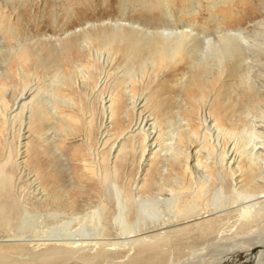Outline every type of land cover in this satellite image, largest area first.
<instances>
[{"label":"rangeland","instance_id":"obj_1","mask_svg":"<svg viewBox=\"0 0 264 264\" xmlns=\"http://www.w3.org/2000/svg\"><path fill=\"white\" fill-rule=\"evenodd\" d=\"M45 1H48L46 6L52 9L53 0ZM99 1L95 0L91 6ZM180 1L186 0H175L177 6L173 7L174 11L179 12L183 9L179 7ZM197 1L201 4V14L206 15V0ZM234 1V11L229 14L222 5L215 8V13L219 16L223 27L220 36L229 31H245L252 48L251 52H246L251 66L245 69L239 65L234 70L235 63L226 62L221 71V79H216L214 73L198 78L195 83L189 79V65L186 64L182 68V65L175 66L167 59H161L155 64V74H150L139 84L135 83L131 74L133 70L128 65L135 63L136 60H127L125 56H128L129 51L121 47L115 48L113 41H109L106 45L108 51L114 52L117 58L107 60L109 68L103 81L100 83L95 77H91L89 81L83 82L80 72L86 70L93 73L100 69L99 65L93 64L95 58L92 59L91 54L83 50L80 54L76 51V55L66 49L57 52L61 50L59 44L64 34L86 28L85 22L92 25L106 24L114 20L110 17H115L119 13L129 15L144 13L145 6H148L145 4L146 0H121L120 4L116 5L118 11L113 10L111 15H108V12H99L98 9L91 10L88 6L82 9L74 8L73 15L67 14L65 20L60 19L56 24L51 21L54 14L51 15L50 10L44 8L40 14L45 21L39 23L38 20L37 25L35 24L36 27H40L39 33L32 26L34 22L19 27L18 23H13L12 20L9 31L4 32H1L0 25V105L2 106L0 111H8L12 101L27 82L35 89L34 97L30 100L29 120L26 119V110L19 112L10 120H4L5 118L0 114V187L8 188L7 193L0 195L1 224H5L6 218H10L6 216L9 208L7 205H10V202H13L18 210L21 208L19 203L14 201L16 194L22 200V206L37 217L36 219L42 217L43 220H46V215L49 213L66 215L75 202L81 203L79 210L86 209V211L94 205L103 203L114 206L108 193L103 192L100 184L91 181L86 174L89 169L97 165L118 171L117 184L122 189V199L124 194L125 205L132 204L130 197L136 186L139 195L155 204L157 214L164 213L165 204L162 201L168 196V184L173 185L171 179L178 177L182 179L180 182L186 180L188 184L193 183L184 169L187 165L192 167L194 162L189 159L186 165V157L196 159L202 168L192 167L195 173H200L197 177L206 174L211 181L214 180L219 168L216 164H208L205 158L208 156L207 158L210 157L212 163H215L205 150V147H211V142L208 135L200 128L201 112L204 111L208 116L214 117L221 122L220 124H225V120L234 122L233 125L228 123L222 125L226 128L235 130L241 128L242 125L237 122L241 116L239 112L244 109L240 106L243 100L241 92L248 87L249 78L256 87L249 98L251 101L248 107L251 112L249 118L251 120L255 118L254 126L259 133L264 134V119L259 117V113L264 109V46L260 48L258 42L254 41L256 38L264 39V0ZM102 10L101 7L100 11ZM17 11L21 13L23 9L18 8ZM184 21H187V18H184ZM191 22L190 19L188 25H191ZM198 25L200 30L206 29L210 34L218 35L214 33L215 27L206 17L201 19ZM42 43L53 46L52 48L59 55L55 60L46 57L49 63L44 67L39 65L38 61L32 60L33 54L39 52ZM239 58L243 59V53ZM18 60H25L26 71L33 75L19 78L13 62ZM58 68L63 70H60L62 73ZM57 71L60 74H56ZM174 71L178 74L171 76L167 74ZM8 73L11 76L7 75ZM103 99L104 101L110 99L112 102L109 110H105L106 104L104 107L101 105ZM134 100H142L143 107L140 110L134 107ZM142 114L154 120L152 127L156 132L157 146L149 155L144 153V132L128 133ZM250 124L240 131L253 127ZM101 128L105 138L103 144L98 146L97 139ZM203 138L208 140L205 142ZM263 142L264 135H261L254 137L249 143L256 144L258 149L262 150L255 170L253 169L254 173L248 169L249 162L245 156L241 158L242 163L239 165L242 169V185L248 190L257 191L258 196L264 195V147L261 146ZM117 143L119 148L115 153L112 148ZM21 167L25 170L23 175L18 173V168ZM60 175L63 178H59ZM226 180L229 183L228 179ZM211 181L208 184L209 188L217 185L214 183L215 180ZM32 185L36 186L40 193L38 196L28 197ZM93 189L99 193H95ZM263 201L264 197L256 199V203ZM234 216L233 206L222 207L217 211H203L195 219L186 221V224L211 221L209 228H204L205 234L199 242L197 239L201 236L197 235L195 229L179 230L172 235L165 234L163 240L175 242V246L168 251V264H245L244 260L239 263L238 261L252 255L244 250L252 242L254 246L259 245L258 248L262 246L264 248V218L259 222H252L247 228V233L241 234L239 225L237 229L238 222L234 223L236 221ZM161 223L162 221L159 224ZM46 228L39 225L31 237L22 236L14 231L12 226L0 231V264L29 262V254L21 252V249L26 251L33 249L35 254H39L46 245L64 248L54 242L38 240L39 230L46 231ZM161 228L160 231L150 233L149 236L178 229L174 226L168 228V225ZM259 235L261 238L256 240L255 237ZM193 242L196 245H193ZM236 243L240 244L239 247L232 248ZM171 246L168 244V249ZM133 247L134 245L125 246L126 252L120 254L121 263L127 264L132 259ZM179 251L184 253L183 256H177ZM235 251L241 253L235 255ZM218 252L226 253L217 255ZM231 254H234L232 257L236 259H232L229 256ZM82 256L84 257V253L78 254L80 258L78 262H75L77 257L73 256L69 258L72 260L68 261L65 257L60 258L55 264H80ZM93 256L98 258L91 264H114L113 258L96 254Z\"/></svg>","mask_w":264,"mask_h":264},{"label":"bare ground","instance_id":"obj_2","mask_svg":"<svg viewBox=\"0 0 264 264\" xmlns=\"http://www.w3.org/2000/svg\"><path fill=\"white\" fill-rule=\"evenodd\" d=\"M94 1L53 0L52 9H50L49 6H46V2L48 1L45 0H0L1 32L9 31L10 22L13 20V23L17 22L19 27H24L34 22L32 26L39 33L40 27H36V22L38 20L39 23L45 21L43 15L40 14L44 8L50 10L51 15L54 14L51 17V21L53 24H56L60 19L62 21L65 20L67 14L73 15L74 8L82 9L85 6H88L91 10L98 9L99 12H108V15H111L114 12L113 10L116 9L118 11L116 5L120 4L121 0H100L99 3L91 6V3ZM145 4H148V6H145L146 11L144 13H137L136 15L132 13L131 15L119 13L115 17H110L114 20L108 21L106 24L92 25L85 22L86 28H80L64 34L63 40L59 44L61 50H57V52L60 53L66 49L76 55V51L80 54L83 50L88 51L92 59L95 58L93 64L99 65L100 69L93 73L86 70L83 73L80 72V77L84 80L83 82L89 81L91 77H95L100 83L103 81L104 75L109 68L107 60L117 58L114 52L108 51L106 43L109 41H113L115 48L119 49L121 47L123 50L129 51L128 56H125L127 60H136L135 63H130L128 66L133 70L131 74H133L135 83L138 84L144 78L147 79L150 74H155L154 66L161 59H167L175 66L180 64L182 68L186 64L189 65L188 76L190 81L194 83L198 78L202 76L207 77V75L214 73H216V79H221V71H223L226 62L228 64L235 63L234 70L239 65H242L245 69L250 68L251 65L246 57V52H251L252 48L249 37L244 33L245 31L223 32L224 34L220 36L223 27L221 26V21H219V16L215 13V8L222 5L229 14L234 11V0H206V15L201 14V4L197 0L180 1L179 7H183V9L179 12L174 11L175 8L173 9L174 6H177L175 0H148V2L146 0ZM101 7L102 11H100ZM18 8L23 9V12L19 13L17 11ZM61 16L64 18H61ZM205 17L215 27L214 33L218 34L217 36L210 34L206 29H199V21ZM184 18H187V21H184ZM190 19L192 22L191 25H188ZM254 41L258 42L260 48L264 46V39L256 38ZM48 43L40 44L39 52L32 56V60L38 61L37 63L43 67L49 63L46 57L55 60L59 56L52 48L53 46ZM242 53L243 59H240L239 56ZM20 61H13L17 76L19 78L22 76L28 78L33 75L26 71L25 60ZM58 70L59 72L63 71L60 68ZM56 74L60 73L57 71ZM167 74L170 76L173 74L177 75L178 72L174 71ZM7 75L11 76L9 73ZM244 78L245 82L246 76ZM247 84L246 90L241 92L243 100H241L240 106L244 109L239 112L241 115L239 120H236L242 125L238 130L222 126L226 125V123L233 125L234 122H227L225 120V124H220L221 122L214 117L208 116L204 111L201 112L200 128H202L204 134L208 135L211 142V147H205V150L212 156L215 163H212V160L209 159L210 157L207 158V156L205 158L208 164H216L219 168L216 171L215 178H213L216 181L214 183L217 184L214 187L209 188L208 186L211 181L209 176L206 174L201 176V174V177H197L200 173L193 171L192 167L200 168L198 161L194 158L186 157V165L189 159L194 162L192 167L187 165L184 169L193 183L188 184L186 180L180 182L182 179L178 177L173 180L171 179L173 185L168 184V196L162 201L165 204V211L164 213L159 212L157 214L155 204L139 195V189L136 186L133 188L132 196L130 197L132 204L125 205L123 202L124 194L122 199V189L117 184L119 179L118 171L113 168L104 169L101 165L96 164L97 167L89 169L86 174L91 181L100 184L103 192L108 193L114 206L103 203L97 206L94 205L86 211V209L79 210L81 203L75 202L66 215L49 213L46 215V220H43L42 217L41 219H36L37 217H34L25 206H22V200L16 194V200L14 201L19 203L21 208L19 210L15 208L13 202L7 205L9 208H7L6 216L10 218H6L5 224H1L2 222H0V231H5L8 227L12 226L13 230L22 236L31 237L35 229L40 225L43 228L47 227V230H39V241L54 242L58 246L62 245L64 247L46 245V247L43 246L39 254H35L33 249H29L28 251L21 249V252L29 254V262L26 264H55V261L60 258L65 257L68 261L72 260L69 258L73 256L77 257L75 262H78L80 261L78 257L79 253H84L80 264L93 263L98 258L93 256V254L113 258L112 262L114 264H124V262L121 263L122 255L120 254L126 252L124 248L127 245H134L131 249L133 251L131 252L132 259L127 264H168V251L175 246V242L163 240V236L165 234H175L179 230L191 231L195 229L197 235L201 236L197 239L199 242L205 234L204 228L208 227L211 221L195 222L194 224H186V221L195 219L203 211H217L222 207L233 206L234 218H236L234 223L238 222V224L236 223L237 229L239 225V232L241 231V234L247 233V228L252 222H259L264 218V201L256 203V199H263L264 195L258 196L256 194L257 191H253V189L248 190V188L242 185V169L239 166L242 163L241 158L245 156L249 162L248 169L251 173H254L253 169L255 170L262 150H259L256 144L251 145L252 143H249L254 137L264 135L263 133H259L257 127L254 126L255 122L253 120L255 118H252L253 120L249 118L251 113L250 109H248L251 105L249 98L252 91L256 90V87L250 78ZM34 93L35 89L33 85L27 82L18 96L12 101V105L8 111H0L1 116L5 118L4 120H10V118L17 116L19 112L24 110L27 113L26 119L29 120L30 100L33 99ZM26 100L28 101L26 102ZM133 103L134 107L138 110L143 107L142 100H134ZM101 105L105 106V110H109L112 107V102L110 99L106 101L103 99ZM261 111L262 113H259V117L264 119V109ZM249 123L253 127L240 131V129L245 128ZM153 124L154 120L152 118L142 114L128 131V133H134L135 131L144 132V153L146 155H149L157 146L155 143L156 132L152 127ZM104 136L103 128H101L97 139L98 146L103 144ZM206 140L208 139H205V142ZM261 146L264 147V142L261 143ZM118 148L119 145L117 143L112 149L116 153ZM24 171V168H18L19 174L23 175ZM59 178H63L62 175ZM226 179H228L229 183H227ZM35 187L31 186L32 189L28 192V197L39 195V189ZM93 191L99 193L96 189H93ZM7 192L8 188L0 187V195ZM230 216L233 217V215ZM61 220H63V223H61ZM161 221L162 223L159 224ZM165 225H168V228L174 226L178 227V229H170L168 232L149 236L150 233L160 231L163 228L161 226ZM135 234L138 236H134ZM133 237L137 239H132ZM259 238H261L260 235L255 237L256 240ZM168 244L172 245L170 249H168ZM193 245L196 244L193 242ZM239 245L237 243L233 244L232 248H234L233 246L239 247ZM258 246H254L252 242L248 248L244 249L252 255L243 259L241 258L238 263L244 260L245 264H264V248L263 246L258 248ZM128 252L130 253V250ZM239 253L241 251L236 252L235 255ZM144 254L147 255L145 256ZM183 254L182 251H179L177 256L180 257ZM222 254L219 253L217 255ZM233 255L229 256L232 259H236V257H232Z\"/></svg>","mask_w":264,"mask_h":264}]
</instances>
